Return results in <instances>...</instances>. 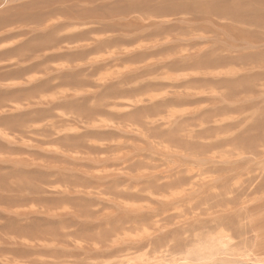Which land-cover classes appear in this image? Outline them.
<instances>
[{"label":"rangeland","instance_id":"1","mask_svg":"<svg viewBox=\"0 0 264 264\" xmlns=\"http://www.w3.org/2000/svg\"><path fill=\"white\" fill-rule=\"evenodd\" d=\"M0 264H264V0H0Z\"/></svg>","mask_w":264,"mask_h":264}]
</instances>
